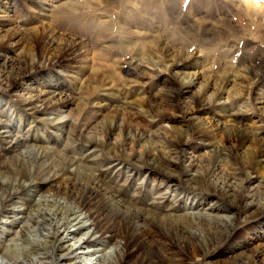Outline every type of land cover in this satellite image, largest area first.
<instances>
[{
    "label": "bare ground",
    "instance_id": "1",
    "mask_svg": "<svg viewBox=\"0 0 264 264\" xmlns=\"http://www.w3.org/2000/svg\"><path fill=\"white\" fill-rule=\"evenodd\" d=\"M6 4L0 0V23L9 22L10 31L18 33L10 41L0 39V89L21 110H11L0 101V264H186L196 256L197 264H222L216 259L224 250L216 256L214 250L230 239L231 231L243 223L264 225V195L259 194L264 181L257 185L253 178L258 167L264 168V133L244 132L239 127L244 112L228 109L229 99L213 102L209 97L205 103L214 105L224 119L209 117L207 126L214 122L226 133L227 124L234 125L227 137L229 149L207 143L208 150L188 151L181 138L169 139L163 150L150 149V128L162 121L152 118L159 117V104L149 99L128 101L138 109L118 110L116 121L99 127L101 137L84 135L100 113L110 109L104 100L111 88L108 80L99 78L101 92L84 105L78 119H72L67 110L71 97L62 84L39 81L50 79L45 73L49 62L9 57L11 49H17L18 41L13 40L20 39L24 30L10 21ZM190 57L169 59L166 64L179 83L170 99L190 91L199 80H204L205 90L216 93L202 60L188 64ZM156 64L152 67L159 71ZM179 66L189 71L180 72ZM257 73L259 80L264 79V70ZM72 74L66 77L72 84L79 80L86 83V91L94 88V81ZM233 80L225 83L232 85ZM254 94L256 110L264 117V92L257 89ZM36 128H44L48 135L41 130L39 137ZM52 134L56 139L64 134V144L52 141ZM115 134L118 140L109 141ZM250 143L258 150H249ZM256 154L262 159L253 166ZM64 174L69 180L59 181ZM183 185L197 195L178 193ZM106 244L111 245L114 262L100 248Z\"/></svg>",
    "mask_w": 264,
    "mask_h": 264
},
{
    "label": "rangeland",
    "instance_id": "2",
    "mask_svg": "<svg viewBox=\"0 0 264 264\" xmlns=\"http://www.w3.org/2000/svg\"><path fill=\"white\" fill-rule=\"evenodd\" d=\"M6 2L10 21L24 30L20 39L13 40L18 41L17 49H11L9 57L21 62L35 58L49 62L45 73L51 75L50 79L39 81L54 80L62 84L71 97L67 99L72 102L67 110L72 119H78L84 105L89 106L101 92L99 78L108 80L111 88L104 100L110 109L101 112L102 116L88 126L84 135L101 137L99 127L116 121L118 110H137L128 103L149 99L150 103L159 104V117L147 116L162 121L158 127L150 128V149L163 150L169 139L175 138L185 140L188 151L194 147H198L197 151L208 150L204 146L207 143L229 149L227 137L234 125L228 123L226 133L214 122H210L211 128L207 126L209 117L224 122L214 105H205L209 97L213 102L229 99L228 109L244 112L243 125L239 126L244 132L257 129L264 133V117L256 110L253 100L255 90L264 92V79L259 80L257 73L264 70V0H1V5ZM11 27L9 22L0 23V39L10 41L18 33L14 29L10 31ZM19 51L22 54L17 55ZM177 57H190L188 64L202 60L216 93L212 88L205 90L204 80H199L190 91L170 99L179 89V83L166 64ZM152 63H157L159 71ZM178 70L189 71L182 66ZM70 74L86 82L94 81V88L86 91V83L79 80L72 84L66 78ZM226 79H234L233 84L225 83ZM71 87L84 91L78 93ZM1 92L0 89V101L11 110H21L12 96ZM40 129L47 134L44 128ZM34 130L40 137L42 131ZM49 136L57 144H64V134L59 139L54 134ZM125 139L123 135L121 140ZM114 140H118L116 134L109 137V141ZM249 150H258L257 144L250 143ZM259 159L261 154L253 157V166ZM254 172L258 185L264 181V168L258 167ZM69 177L64 174L59 181L67 182ZM153 180L150 177L149 184ZM182 187H178L181 195H197ZM259 194L264 195V188L259 189ZM168 196L172 199V193ZM203 206L208 207L207 203ZM243 224V228L231 231L230 239L214 250V254L224 250L216 259L222 264L246 260L252 264L264 263L263 257L259 258L264 253V225ZM73 228L69 225L70 230ZM69 244L73 245V240ZM100 248L106 250L107 260L115 261L110 244ZM155 253L159 255L158 251ZM198 260L197 256L191 257L186 264H197Z\"/></svg>",
    "mask_w": 264,
    "mask_h": 264
}]
</instances>
